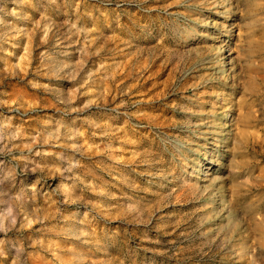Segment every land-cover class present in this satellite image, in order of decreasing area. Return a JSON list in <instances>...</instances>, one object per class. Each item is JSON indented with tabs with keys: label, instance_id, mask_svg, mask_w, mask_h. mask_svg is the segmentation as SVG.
<instances>
[{
	"label": "rangeland",
	"instance_id": "rangeland-1",
	"mask_svg": "<svg viewBox=\"0 0 264 264\" xmlns=\"http://www.w3.org/2000/svg\"><path fill=\"white\" fill-rule=\"evenodd\" d=\"M0 264H264V0H0Z\"/></svg>",
	"mask_w": 264,
	"mask_h": 264
}]
</instances>
